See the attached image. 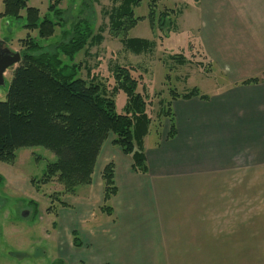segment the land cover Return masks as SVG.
Instances as JSON below:
<instances>
[{
	"label": "crops",
	"instance_id": "0c3cea01",
	"mask_svg": "<svg viewBox=\"0 0 264 264\" xmlns=\"http://www.w3.org/2000/svg\"><path fill=\"white\" fill-rule=\"evenodd\" d=\"M193 9L202 57L224 84L171 103L172 138L149 128L144 175L104 142L83 194L89 201L95 184L98 209L69 231L62 264H264V0H193ZM109 163L117 192L107 213Z\"/></svg>",
	"mask_w": 264,
	"mask_h": 264
},
{
	"label": "trees",
	"instance_id": "16d2710c",
	"mask_svg": "<svg viewBox=\"0 0 264 264\" xmlns=\"http://www.w3.org/2000/svg\"><path fill=\"white\" fill-rule=\"evenodd\" d=\"M62 1L50 0L48 14L42 18L38 9L27 6L28 0L3 2L0 18L19 20L21 11H25L24 27L29 32L36 31L37 37L27 34L25 39L19 40L21 60L13 71L6 100L0 102V162L12 164L19 148L39 146L51 152L55 161L47 164L41 179H33L31 183L43 186L56 183L61 190L54 193V198L65 207L60 199L62 196H76L79 187L92 184L97 157L109 136L113 137L112 144L131 158L133 172L147 173L142 149L151 120L147 113V99L138 91L139 76L134 74L131 66H112L114 86L110 94L96 77L85 80L79 76L81 66L74 63L75 56L100 46L104 41V28L95 32L89 19L82 18L75 23L68 33L69 41L59 45L56 53L34 55L43 49L39 40L52 37L56 27L62 26L63 12L59 8ZM109 1L110 9L103 12L108 20L109 35L118 39L126 52L134 55L152 53L153 41L127 38L128 32L137 24L133 7L140 0ZM155 2L150 0L151 12ZM178 15H181L178 10H166L160 14V29L166 25L172 28L175 24L172 17ZM171 60L180 66L188 62L183 55H174ZM87 76H90V70ZM251 83L257 84L258 79L243 82ZM119 92L126 96L122 114L117 113L113 96ZM198 96L206 98L199 95L196 88L183 94L172 90L169 101H160L159 113L170 123L169 138L175 131L171 103L177 98ZM101 182L104 204L101 210L108 213L111 209L109 201L117 192L112 163L104 167ZM72 237L74 246L79 247L76 232Z\"/></svg>",
	"mask_w": 264,
	"mask_h": 264
},
{
	"label": "rangeland",
	"instance_id": "374dc122",
	"mask_svg": "<svg viewBox=\"0 0 264 264\" xmlns=\"http://www.w3.org/2000/svg\"><path fill=\"white\" fill-rule=\"evenodd\" d=\"M3 2L0 0V13L3 12ZM49 3L50 0H28L27 6L38 9L42 18L48 14ZM110 7L109 0H63L59 5L63 12L62 26L56 27L52 37L39 40L43 49L34 55L56 53L59 45L69 41L68 33L82 18L93 23L95 32L103 27L102 44L75 56L74 63L81 66L79 76L85 80L96 77L110 94L114 86L112 66H131L134 74L139 76L138 91L147 99L152 133L170 126L168 119L161 117L159 111L160 101H169L172 90L183 94L196 88L200 93L210 94L224 84L225 77L216 71L210 74L208 62L202 57L197 40L200 18L194 14L193 0H156L152 12L150 0H140L133 7L134 17L138 20L127 38L154 42L153 52L141 55L124 51L119 40L109 35L108 20L103 12ZM166 10H178L181 15L172 17L175 22L172 28L166 25L160 29L158 18ZM20 15L19 20L0 18V42L3 48L21 56L19 40L25 39L27 34L35 38L37 32L27 31L24 27L25 11H21ZM174 55H183L187 64H174L171 60ZM17 66L4 74L5 84L0 87V102L6 100ZM88 70L90 76H87ZM113 96L116 111L122 114L126 96L122 92ZM110 139L113 140V137L109 136ZM54 161L55 156L51 152L37 146L19 148L12 164L0 162V264H62L60 253L66 247L71 231L82 227L81 217L86 212L98 209L95 205L100 196L95 184L90 191L92 198L89 201L83 195L87 188L79 187L76 196L60 198L65 203V207H62L54 198V193L61 190L56 183L46 186L31 183L33 179H41L47 164Z\"/></svg>",
	"mask_w": 264,
	"mask_h": 264
},
{
	"label": "water",
	"instance_id": "95a60500",
	"mask_svg": "<svg viewBox=\"0 0 264 264\" xmlns=\"http://www.w3.org/2000/svg\"><path fill=\"white\" fill-rule=\"evenodd\" d=\"M3 44L0 42V47H2ZM21 56L19 53H13L9 49L4 48L0 49V87L4 86V74L5 72L15 67L20 63Z\"/></svg>",
	"mask_w": 264,
	"mask_h": 264
},
{
	"label": "flooded vegetation",
	"instance_id": "af4514ba",
	"mask_svg": "<svg viewBox=\"0 0 264 264\" xmlns=\"http://www.w3.org/2000/svg\"><path fill=\"white\" fill-rule=\"evenodd\" d=\"M4 48H6V47H4ZM4 48H3V46H2V47H0V49H4Z\"/></svg>",
	"mask_w": 264,
	"mask_h": 264
}]
</instances>
